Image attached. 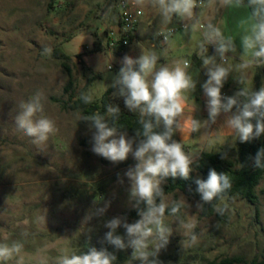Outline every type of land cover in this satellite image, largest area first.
<instances>
[{
  "label": "rangeland",
  "instance_id": "1",
  "mask_svg": "<svg viewBox=\"0 0 264 264\" xmlns=\"http://www.w3.org/2000/svg\"><path fill=\"white\" fill-rule=\"evenodd\" d=\"M119 11L112 0H0V244L24 243L19 257L0 264H55L65 250L84 253L88 247L124 251L128 259L119 264H138L131 260L130 248L116 250L103 239L109 231L104 226L108 220L125 217L133 223L139 219L138 213L133 214L131 185L124 175L136 161L131 154L119 163L94 154L92 133L80 121L82 112L66 105L82 92L99 100L111 87L120 70L119 56L109 46L113 38L110 31L119 28ZM195 13L194 27L189 21L187 30L168 37L169 44L177 42L172 56L166 57L169 66L185 59L193 63L203 39L200 25L213 21L225 36L233 38L237 57L248 59L241 55L240 47L244 32L241 21L250 15L246 5L222 7L219 0H204ZM182 24L173 21L165 28L153 26L145 39H136L133 45L165 57L166 49L154 35ZM93 42L100 46L95 51ZM152 42L155 48L150 46ZM91 44L93 48L88 49ZM44 47L52 49L51 55L44 54ZM56 48L70 56L67 62L73 71V86L69 91V76L62 60L54 55ZM208 53L215 51L208 49ZM227 61L225 66L236 59L228 56ZM255 74V66L242 71L243 87L256 91ZM37 91L43 93L44 106L37 118L49 117L58 128L39 146L15 124L21 102ZM236 139L221 140L207 151L233 147ZM193 167L190 175L199 176ZM257 190V206L239 197L225 199L218 206L227 209L224 219L204 217L202 208L197 207L201 201L182 191L166 195L167 200L182 202L183 207L179 218L165 214L172 234L158 259L162 264H212L234 255L248 261L264 257V179ZM106 205L100 214L99 209ZM187 223L194 225L192 231L198 236L195 244L183 226ZM117 234L126 238L123 227Z\"/></svg>",
  "mask_w": 264,
  "mask_h": 264
},
{
  "label": "clouds",
  "instance_id": "2",
  "mask_svg": "<svg viewBox=\"0 0 264 264\" xmlns=\"http://www.w3.org/2000/svg\"><path fill=\"white\" fill-rule=\"evenodd\" d=\"M137 6L150 5L158 8L166 21L177 17L182 21H192L195 26V10L203 0H134ZM222 7H240L245 0H219ZM250 15L241 21L244 26L240 37L241 55L248 57L239 68L264 65V0H247ZM189 25L185 23L187 30ZM203 39L199 45V57L206 69L207 80L202 88L207 97L208 119L203 121L211 126L216 124L223 114V126L235 134L241 143L251 142L264 134V86L258 91L241 87L233 96H225L221 89L231 74V68L226 67L228 53L237 51L231 36H225L222 30L212 23L202 26ZM171 35V30L169 31ZM168 37H165L167 40ZM213 45L214 55H208V46ZM44 54L51 55L52 49L44 47ZM160 56L155 51L142 52L133 59L123 58L122 67L113 77L111 88L114 98L122 99L125 108L138 114L139 128L135 135L129 136L125 128L117 126L121 115L118 104H108L106 113L94 112L82 115L80 121L88 125L91 135V151L110 162L126 161L131 156L136 161L124 175L130 181V201L136 208L139 219L128 223L125 217H114L105 223L109 229L104 241L114 246L116 250L130 248L131 260L138 264H162L158 259L160 250L169 242L172 229L165 223L166 212L179 218L182 202L166 198L162 185L166 178H190L194 165L200 154L186 152L184 145L174 139L177 129L181 126L187 97L185 93L193 92L197 81L189 73L191 61L185 59L172 66L160 64ZM245 76L238 80L244 83ZM84 104H91L93 96L87 92L80 94ZM43 93L37 91L27 102H21L20 111L15 117L18 130L32 139L33 144H45L51 135L56 134V122L42 114ZM235 108V111L233 109ZM202 121L192 119L190 130L198 132ZM223 153L222 158H226ZM252 160V167L264 169V147L260 148ZM119 182H123L122 179ZM195 192L199 194V209L211 205L213 201L223 199L224 194L231 189L232 181L227 173L210 169L207 179L197 178ZM191 191V189H190ZM143 205V207L141 206ZM107 209H99L103 214ZM226 207H217L218 215H224ZM182 222V221H181ZM183 223V222H182ZM189 230L190 242L197 243L198 236L192 231L194 225H183ZM123 227L125 236L117 234V229ZM28 233H22L27 236ZM154 245V246H153ZM24 249L22 240L11 244H0V262L19 257ZM117 257L106 248L97 250L88 247L87 252L77 253L65 250L56 258L55 264H115Z\"/></svg>",
  "mask_w": 264,
  "mask_h": 264
},
{
  "label": "trees",
  "instance_id": "3",
  "mask_svg": "<svg viewBox=\"0 0 264 264\" xmlns=\"http://www.w3.org/2000/svg\"><path fill=\"white\" fill-rule=\"evenodd\" d=\"M112 1L114 2V0ZM244 5H247V0H245ZM212 24L215 25V21H213ZM106 33H108V31ZM99 47V44L94 42V48L92 51L97 50ZM125 49L126 48L118 47L115 48V51L116 53H119ZM54 55L57 59L62 60V66L69 76V83L66 86V90L69 91L73 86V71L67 62L70 60V56L59 48L54 50ZM263 80L264 65L257 66L255 74L256 91L261 88ZM113 91L114 90L109 87L99 100H93L91 104H84L80 97L76 99L71 97L66 105L71 110H79L83 115H90L94 112L105 114L108 104H118L121 108V115L117 122V126L125 128L128 135L134 136L135 129L140 127L137 122L138 114L129 112L125 108L122 99L113 97ZM82 123L87 124L84 121H82ZM176 137L177 136L175 135L174 139H176ZM262 147H264V134L251 142L241 143L236 139L235 146L233 147L221 146L217 151H203L199 156L197 164L194 165L199 176L191 174L190 178L187 180L180 177H168L166 178V183L162 186L164 192L166 195H169L175 194L177 191H182L188 197L200 200L199 194L195 192L197 187L195 180L197 178L206 180L209 170L215 169L217 172H223L229 175L232 181V187L224 194L223 199L215 200L211 205L206 204L203 206L202 215L204 217L216 216L220 219L226 218L225 214L218 215L216 208L225 199L230 197H239L247 201L249 204L257 206L260 203V196L257 189L261 181L264 179V169H256L252 167V160L250 157H254L257 151ZM223 153H227L226 158H222ZM136 213L137 210H134L133 214ZM112 253L117 257L115 264L123 263L128 259V255L124 251ZM212 264H264V257H255L248 261L240 255H234L222 258L221 260H215Z\"/></svg>",
  "mask_w": 264,
  "mask_h": 264
},
{
  "label": "crops",
  "instance_id": "4",
  "mask_svg": "<svg viewBox=\"0 0 264 264\" xmlns=\"http://www.w3.org/2000/svg\"><path fill=\"white\" fill-rule=\"evenodd\" d=\"M144 12L143 17L140 19L138 23L133 39L130 45L122 52L117 53L119 56V66L122 67L123 58L127 55L132 57L133 59L138 58L142 52H146L145 47L139 45H133V41L136 39L143 40L149 34L147 33L149 29L153 26H158L159 28H165L169 26V24L173 21L180 22L177 17H173L171 21H166L160 14L159 9L152 7L150 5L146 6H139ZM183 23L189 24V21H182ZM154 38L161 43V46L165 47L166 56L160 58L158 61V66L160 64H167V58L172 56L174 50L176 49L177 42H173L169 44V42H162L157 33L154 35ZM187 39V38H185ZM94 43V42H93ZM93 44H91L88 49H92ZM152 48L156 47L154 42L150 45ZM208 49H211L213 52L215 51L214 46H210ZM116 52V51H115ZM230 54V55H229ZM238 52L235 53H228L227 55L230 58H235L236 61H231L228 66L231 68V74L229 75L227 81L224 83L223 88L221 89L222 94L225 96H233L237 91L243 87V84L240 85L239 79L241 78L242 71L239 68L244 60L237 57ZM93 55V54H92ZM208 55H214L213 53H208ZM199 55H194L193 63H191V67L189 69L190 75L193 77L194 80L197 81L195 91L185 93L187 97L185 112L184 115L180 118L181 119V126L177 129L176 132V140L181 142L184 145V149L186 152H190L192 154H200L203 151H207V148L213 147L214 143H218L221 140H226L235 136L234 133L227 130L224 126V115L222 114L216 124L211 126L203 123V121L208 119V111H207V97L204 94L202 85L207 80L206 69L203 66L202 60ZM230 61V60H229ZM229 61H226L228 63ZM257 67V66H255ZM263 86V82L261 87ZM234 111V110H233ZM199 119L202 121L201 128L198 132H192L190 130L191 120L192 119ZM199 159V157H198Z\"/></svg>",
  "mask_w": 264,
  "mask_h": 264
},
{
  "label": "built area",
  "instance_id": "5",
  "mask_svg": "<svg viewBox=\"0 0 264 264\" xmlns=\"http://www.w3.org/2000/svg\"><path fill=\"white\" fill-rule=\"evenodd\" d=\"M204 2V0H203ZM114 4L119 7V18L120 25L117 31H110L111 39L109 46L111 48H127L134 36L135 29L143 17L144 12L139 6H137L134 0H114ZM201 5V4H200ZM199 8V7H198ZM203 25H200L202 29ZM180 29H185V23L181 26L171 27L166 31H158L157 36L162 42H166L165 37H169V31L171 30V35L179 31ZM213 45H209L208 48ZM111 68V67H110Z\"/></svg>",
  "mask_w": 264,
  "mask_h": 264
}]
</instances>
